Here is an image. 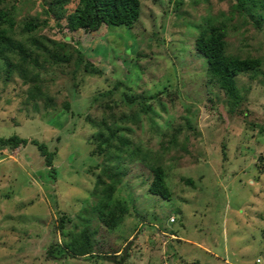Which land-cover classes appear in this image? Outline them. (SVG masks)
Segmentation results:
<instances>
[{
  "label": "rangeland",
  "instance_id": "obj_1",
  "mask_svg": "<svg viewBox=\"0 0 264 264\" xmlns=\"http://www.w3.org/2000/svg\"><path fill=\"white\" fill-rule=\"evenodd\" d=\"M175 1L140 0L130 29L75 31L73 42L100 74L51 70L35 82L38 66L29 65L0 79V136L36 139L54 153L47 166L33 144L0 149V264H115L87 255L47 258L48 247L63 250L80 234L88 235L90 252L118 257L125 250L121 264H264V172L256 167L264 153V0L253 15L249 1L242 8L237 0ZM3 7H12L15 40L52 34L51 20L21 30L28 19L47 17L40 0ZM206 20L223 26L225 57L262 60L255 73L235 75L234 96L209 79L194 49V26ZM33 84L43 94L31 100ZM124 92L152 98L141 110V103L122 102ZM109 111L118 134L144 158L91 155L97 129L90 119ZM151 164L164 171L168 199L148 190ZM115 169L123 174L99 218L97 177L108 182L103 170Z\"/></svg>",
  "mask_w": 264,
  "mask_h": 264
},
{
  "label": "trees",
  "instance_id": "obj_2",
  "mask_svg": "<svg viewBox=\"0 0 264 264\" xmlns=\"http://www.w3.org/2000/svg\"><path fill=\"white\" fill-rule=\"evenodd\" d=\"M5 1L0 0V79L6 82L10 78L12 79L14 72L23 73L29 65L38 66V76L31 77V80L35 82L36 79L45 81L43 73L47 74L51 70V72L58 74L69 72L74 75L81 68L88 74H100V69L85 57L82 47L77 42H73V33L79 30L84 33H92L97 31L102 25L106 27L123 26L130 29L138 20L140 12V0H40L41 5L44 6L42 8L43 12H46L47 17L43 21L28 19L23 23L21 30L30 32L38 25H42V28H44L49 26L48 23L51 20L53 23L52 34L42 35V41L28 38L27 44H23L12 37L11 29L14 25V20L10 17L12 7H3ZM246 1H249V5L245 8L252 14L253 9L257 6V0H237L236 6L242 8ZM175 4H179V0H176ZM260 5L264 6L261 3ZM194 27L197 31L194 37V49L204 60L206 74L209 79L215 82L217 86L223 88L227 95L236 94L234 86L235 75L248 71L255 73L262 64V60L259 57H225L224 28L221 24L213 25L211 21L206 20L196 24ZM37 56L41 57L42 65L37 64ZM22 78H24V74ZM33 85V90L29 91L31 100L43 94L36 88L35 84ZM117 86L118 84L113 86L112 90H116ZM110 92L111 90L98 92L92 100L97 101L98 96H104ZM127 96L124 92L121 96L122 102L126 105L141 103V110H145L144 101L152 98V95L143 97L138 95ZM67 106L68 101H65L62 105V109H65V112L67 111ZM102 106L110 110L109 103ZM114 118L111 111H109L107 116H102L99 120L90 119L92 126L97 129L90 137V141L94 142L91 155L101 156L111 150L112 152L116 151L120 155L125 154L127 158L135 155L144 158L145 154L141 153L142 151L138 145H133L128 138L118 134L119 129L113 127ZM111 139H115L117 145H110ZM173 140L172 142L175 143ZM103 142H105L104 146L102 145ZM172 142L170 143L172 144ZM27 143L36 147L39 155L43 157L45 165H51L54 153L48 150L44 142L36 139H27L15 133L8 136H0V149L2 150L7 151L17 146L24 147ZM173 146H176V144H173ZM257 162L256 167L258 166L257 168L264 172V166L260 167L261 165H259L264 162V153L258 155ZM149 168L152 173L148 184L149 192L160 194L168 199L170 193L166 184H164L162 167L157 164H151ZM262 172L257 174L260 175ZM103 173L109 181L104 182L97 177V183L102 184L101 188H99L100 196L95 199L94 204V209L97 211V217L99 218H104L102 214L104 205L107 204L105 201L115 190L123 171L115 169L111 173H106L103 170ZM64 218V216L59 217V228L62 227ZM90 245L88 235L72 236L69 242L65 244V249L63 250L58 245L56 248L48 247L47 258L55 259L61 256L77 257L87 255V257L91 258L98 257L110 260L115 264H121L120 262L126 258V252L123 251L118 256L119 260L114 254L90 252ZM57 250L60 251L57 252ZM55 251L57 254H53ZM203 252L207 253L208 251L203 250ZM190 264L198 263L192 262Z\"/></svg>",
  "mask_w": 264,
  "mask_h": 264
},
{
  "label": "water",
  "instance_id": "obj_3",
  "mask_svg": "<svg viewBox=\"0 0 264 264\" xmlns=\"http://www.w3.org/2000/svg\"><path fill=\"white\" fill-rule=\"evenodd\" d=\"M123 252H125V250H123Z\"/></svg>",
  "mask_w": 264,
  "mask_h": 264
}]
</instances>
